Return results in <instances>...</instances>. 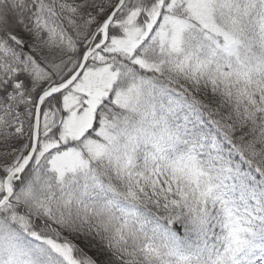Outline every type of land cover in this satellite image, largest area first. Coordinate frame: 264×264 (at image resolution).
Returning a JSON list of instances; mask_svg holds the SVG:
<instances>
[{
	"label": "snow or ice",
	"instance_id": "obj_1",
	"mask_svg": "<svg viewBox=\"0 0 264 264\" xmlns=\"http://www.w3.org/2000/svg\"><path fill=\"white\" fill-rule=\"evenodd\" d=\"M0 264H264V0H0Z\"/></svg>",
	"mask_w": 264,
	"mask_h": 264
}]
</instances>
